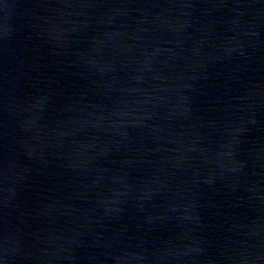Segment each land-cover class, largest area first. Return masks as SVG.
<instances>
[{"label":"water","instance_id":"obj_1","mask_svg":"<svg viewBox=\"0 0 264 264\" xmlns=\"http://www.w3.org/2000/svg\"><path fill=\"white\" fill-rule=\"evenodd\" d=\"M0 264H264V0H0Z\"/></svg>","mask_w":264,"mask_h":264}]
</instances>
